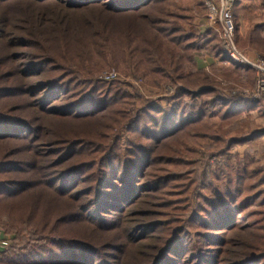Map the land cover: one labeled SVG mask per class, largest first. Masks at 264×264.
<instances>
[{
    "label": "trees",
    "instance_id": "1",
    "mask_svg": "<svg viewBox=\"0 0 264 264\" xmlns=\"http://www.w3.org/2000/svg\"><path fill=\"white\" fill-rule=\"evenodd\" d=\"M199 7L0 0V213L13 239L0 264H264V163L232 153L264 134L259 101L229 92L254 70L227 62L195 25ZM247 32L264 51V22ZM200 56L224 67L205 71ZM110 65L173 93L134 112L136 91L95 78Z\"/></svg>",
    "mask_w": 264,
    "mask_h": 264
},
{
    "label": "rangeland",
    "instance_id": "2",
    "mask_svg": "<svg viewBox=\"0 0 264 264\" xmlns=\"http://www.w3.org/2000/svg\"><path fill=\"white\" fill-rule=\"evenodd\" d=\"M244 1H246V2L242 1L244 3L242 5L245 6L244 7L245 10L240 11V14L237 16V23H239L238 26L241 24V30H240V32H238L239 39L241 38V40H240L241 42L238 41L237 46L240 49H242L246 54L248 50L245 47H249V46H247L246 43L243 41L247 37L246 35L248 33L247 32L248 30L252 29L255 25H258V24H261L264 22V9L262 8V6H260V1H262V0H244ZM193 15L195 18L194 19L195 25L196 24H198V26L202 25L201 28H209L213 32H216L219 36V32H218V29L216 27L208 26V23H207L206 18H205V9H203V7L202 8L199 7L197 9H195ZM219 42H220V39H219ZM242 42H243L244 46H242ZM249 49H252V48L249 47ZM252 50H254V49H252ZM254 51H255L254 58L260 57V58L264 59V51H261V52L257 51V50H254ZM211 59L212 58H210L208 56L207 57L206 56H200V57H197V63H198V65H202L201 69L208 71V72H216L217 70H220V68L224 67L223 64H220L219 62L215 61L214 59H212V60H214L215 64L208 62V60H211ZM109 73L114 75L112 77V79H109V80L102 79L104 74H109ZM254 77H255V74L253 76V82H252L251 86H247V83H245V84L237 83L235 85H232L233 88H230L229 92L232 94H238V95L248 97L249 94L253 90V86H254V82H255ZM95 78L99 79L103 82H106L108 84L112 83L116 87L120 88L122 91H124L126 93L136 91L140 95V99L137 100L135 103V106H133L134 112L138 108L143 106V104H145L146 102H151L153 104H157L160 102V100L165 99L166 97L172 95V93H173V91L168 86H164V89L150 88V87L145 85L146 80L144 77H141V76H139L133 72H130L126 75L121 74L112 65H110L107 69L95 74ZM215 122H216V119H215ZM252 124H253V127L257 131H260L261 129H262L261 131H264V117H262V116L256 117ZM234 133L237 135V133L235 131L232 133V136L234 135ZM188 143H189L190 149H192L193 151H196V152L205 151L204 147H203V141L196 136L189 137ZM247 151L254 154L256 157V158H254L256 161L252 162V163H254L253 167H257V165L263 164L264 163V134L260 138L254 140L252 142H248V143H245L243 145H238L232 149V153H234L236 155L237 161L239 159H241V157H243ZM217 161L224 163L226 161V157L225 156H222V157L212 156V158L210 159L209 162L214 163ZM237 161L235 160V161H233V163H236ZM255 191L256 190L253 189L251 191V194L254 193ZM8 223H9L8 214L5 212L0 213V241H5V242H7V244L10 245L12 243L13 239H12L10 234L8 235L6 233ZM5 234L7 236H5ZM6 247H7V245L4 248H0V251L4 250Z\"/></svg>",
    "mask_w": 264,
    "mask_h": 264
},
{
    "label": "built area",
    "instance_id": "3",
    "mask_svg": "<svg viewBox=\"0 0 264 264\" xmlns=\"http://www.w3.org/2000/svg\"><path fill=\"white\" fill-rule=\"evenodd\" d=\"M236 0H202L205 9V18L208 26L218 29L222 51L227 62L250 67L254 70L255 82L249 96L259 101V106L264 112V59L257 57L250 59L236 44V28L232 9ZM111 73L104 74L102 79H112ZM7 242L0 241V248Z\"/></svg>",
    "mask_w": 264,
    "mask_h": 264
},
{
    "label": "crops",
    "instance_id": "4",
    "mask_svg": "<svg viewBox=\"0 0 264 264\" xmlns=\"http://www.w3.org/2000/svg\"><path fill=\"white\" fill-rule=\"evenodd\" d=\"M243 2H246V1H243ZM243 2H242V4H244ZM240 30H241V24L238 26V32H240ZM245 48H247V50H248V51L246 50L247 51L246 55L248 56V58L253 59L254 56H255V51H254L255 49L252 50L253 48L252 49H249V47H245ZM208 62H211L213 64L214 63V60L211 59V60H208ZM197 65H198V63H197ZM198 67L201 68L202 65H198Z\"/></svg>",
    "mask_w": 264,
    "mask_h": 264
}]
</instances>
